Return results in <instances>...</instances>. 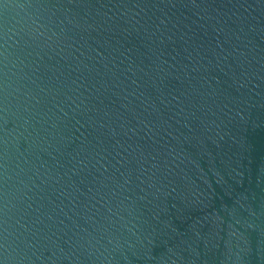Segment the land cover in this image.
<instances>
[{"label": "water", "instance_id": "water-1", "mask_svg": "<svg viewBox=\"0 0 264 264\" xmlns=\"http://www.w3.org/2000/svg\"><path fill=\"white\" fill-rule=\"evenodd\" d=\"M0 264H264V0H0Z\"/></svg>", "mask_w": 264, "mask_h": 264}]
</instances>
